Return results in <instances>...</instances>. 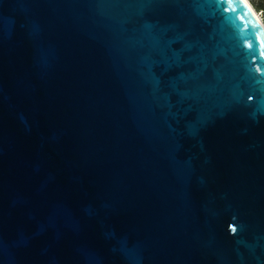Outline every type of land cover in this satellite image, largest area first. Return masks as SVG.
Here are the masks:
<instances>
[{
	"label": "water",
	"instance_id": "95a60500",
	"mask_svg": "<svg viewBox=\"0 0 264 264\" xmlns=\"http://www.w3.org/2000/svg\"><path fill=\"white\" fill-rule=\"evenodd\" d=\"M0 264H264L244 0H0Z\"/></svg>",
	"mask_w": 264,
	"mask_h": 264
},
{
	"label": "rangeland",
	"instance_id": "374dc122",
	"mask_svg": "<svg viewBox=\"0 0 264 264\" xmlns=\"http://www.w3.org/2000/svg\"><path fill=\"white\" fill-rule=\"evenodd\" d=\"M255 11L259 12L260 17L264 23V0H249Z\"/></svg>",
	"mask_w": 264,
	"mask_h": 264
},
{
	"label": "snow or ice",
	"instance_id": "6c2138e0",
	"mask_svg": "<svg viewBox=\"0 0 264 264\" xmlns=\"http://www.w3.org/2000/svg\"><path fill=\"white\" fill-rule=\"evenodd\" d=\"M225 9L223 8V11H224ZM233 11H235V9H233ZM241 15H244V13H243V10L241 9ZM253 32L254 33H256V35H259V30L258 29H253ZM246 46L249 48V49H252L253 48V41L252 40H249V41H247L246 42ZM256 47H258V45H256ZM257 71H261V69L258 67L257 68ZM249 99H251V97H249ZM231 231L233 232V233H235L236 231H237V229L235 228V227H232L231 228Z\"/></svg>",
	"mask_w": 264,
	"mask_h": 264
},
{
	"label": "bare ground",
	"instance_id": "6f19581e",
	"mask_svg": "<svg viewBox=\"0 0 264 264\" xmlns=\"http://www.w3.org/2000/svg\"><path fill=\"white\" fill-rule=\"evenodd\" d=\"M244 2L247 4V6L249 7V9L251 10V12L253 13V15L255 16V18L257 19L258 23L260 24L263 33H264V23L260 17V15L258 14L257 11H255V9L253 8V6L250 4L249 0H244Z\"/></svg>",
	"mask_w": 264,
	"mask_h": 264
}]
</instances>
